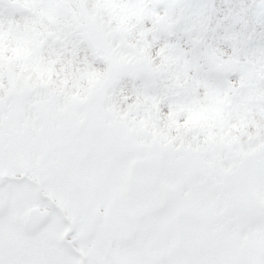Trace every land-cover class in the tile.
<instances>
[{"label":"snow or ice","instance_id":"snow-or-ice-1","mask_svg":"<svg viewBox=\"0 0 264 264\" xmlns=\"http://www.w3.org/2000/svg\"><path fill=\"white\" fill-rule=\"evenodd\" d=\"M0 264H264V0H0Z\"/></svg>","mask_w":264,"mask_h":264}]
</instances>
